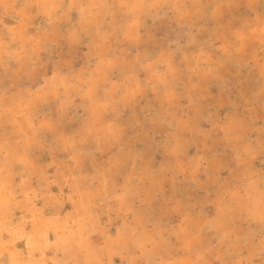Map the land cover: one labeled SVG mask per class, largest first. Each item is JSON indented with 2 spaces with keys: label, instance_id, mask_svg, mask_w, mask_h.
Here are the masks:
<instances>
[{
  "label": "rangeland",
  "instance_id": "obj_1",
  "mask_svg": "<svg viewBox=\"0 0 264 264\" xmlns=\"http://www.w3.org/2000/svg\"><path fill=\"white\" fill-rule=\"evenodd\" d=\"M0 264H264V0H0Z\"/></svg>",
  "mask_w": 264,
  "mask_h": 264
}]
</instances>
